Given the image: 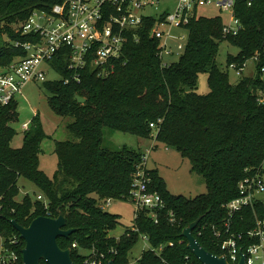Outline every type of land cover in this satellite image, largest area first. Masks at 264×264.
<instances>
[{
  "label": "trees",
  "instance_id": "trees-1",
  "mask_svg": "<svg viewBox=\"0 0 264 264\" xmlns=\"http://www.w3.org/2000/svg\"><path fill=\"white\" fill-rule=\"evenodd\" d=\"M62 1L0 0V41L3 36L10 40L0 46L1 67L26 55L13 42L33 41V36L19 32L22 23L34 11H50ZM234 13L242 26L237 36L223 35L221 17L194 18L186 27L189 36L184 53L177 63L167 66L159 57L160 42L152 36L154 18L146 19L138 30V42L128 41L114 73L106 78L97 77L87 67L80 83L67 84L70 73L61 53L52 66L63 79L48 81L44 88L54 113L73 118L69 130L76 141L56 144L58 172L53 178L40 169L41 145L47 136L39 114L24 132L23 146L15 149L12 125L19 121L18 104L0 106V235L4 245L19 255L18 264L23 263L25 242L11 221L28 227L38 217L58 218L60 214L67 219L66 229H77L69 239L58 240L63 250L72 249L76 264H84L88 257L81 250H96L115 264H130V254L142 236L156 251H144L137 264H201L182 237L183 230L200 217L193 235L205 250L221 255L212 227L222 222L223 206L238 196L245 170L258 167L264 158L260 76L243 77L232 85L228 72L232 63L242 66L264 49V0H255L251 6L238 0ZM225 42L239 52L228 56L223 69L217 58ZM204 73L209 77L210 92L200 95L197 83ZM78 96L86 102L80 104ZM106 129L144 139L154 135L191 162L192 172L205 180L207 193L189 199L172 195L158 171L148 170L149 192L157 193L165 203L158 223L141 211L133 229L118 240L109 238L108 232L119 221L103 211L101 204L109 199L128 200L144 154L128 147L106 148ZM21 178L35 186L48 208L29 194L17 200ZM170 212L180 224L169 222ZM204 226L206 230L199 235Z\"/></svg>",
  "mask_w": 264,
  "mask_h": 264
},
{
  "label": "built area",
  "instance_id": "built-area-1",
  "mask_svg": "<svg viewBox=\"0 0 264 264\" xmlns=\"http://www.w3.org/2000/svg\"><path fill=\"white\" fill-rule=\"evenodd\" d=\"M238 0H63L50 11L36 10L29 19L22 23L19 32L33 36V41L13 42L21 47L24 56L16 57L10 64L0 66V106L15 101L29 83H46L48 69L53 70L52 62L61 54L67 61L71 81L80 83L82 73L90 67L96 76L106 78L114 73L115 65L124 55V49L130 39L139 41L137 32L146 19L154 18L156 24L152 36L160 42L159 57L162 64L164 57L174 54L170 46L171 39L182 43L177 53H184L188 37L172 35V30H186L191 21L198 17L202 7L215 5L230 18L224 23L225 37L237 36L242 29L235 17L234 7ZM251 6L255 0H245ZM164 2L174 3L161 12ZM250 60L255 64V73L259 74L261 89L258 91V103L264 107V49L258 51ZM248 60V61H250ZM247 62L242 66L232 63L228 70H235L242 75ZM55 72V71H54ZM30 123L23 126L29 131ZM151 128L156 129L154 124ZM148 155L143 156L133 177V184L128 200L136 207L135 218L141 211H146L155 223L159 221V212L165 209V203L157 193L149 192L151 182L148 175ZM46 208L48 202L39 195ZM109 199L101 209L105 211L111 204ZM225 216L222 222L212 227L216 247L230 264H239L245 256L246 264H264V158L258 167L247 168L245 177L238 185V196L223 206ZM171 224H180L175 214L168 215ZM206 226L199 230L203 234ZM148 248L153 249L146 236ZM3 240V239H2ZM11 244H15L14 241ZM77 245H74V248ZM105 254L92 250L84 264H108ZM19 255L7 248L0 247V264H18Z\"/></svg>",
  "mask_w": 264,
  "mask_h": 264
},
{
  "label": "rangeland",
  "instance_id": "rangeland-1",
  "mask_svg": "<svg viewBox=\"0 0 264 264\" xmlns=\"http://www.w3.org/2000/svg\"><path fill=\"white\" fill-rule=\"evenodd\" d=\"M168 7L174 8L175 4L171 2H164L161 5V12H164ZM198 17L216 18L221 17L224 23L229 22L228 15L223 13L215 5L202 7L198 10ZM189 36L187 30H172V35L179 37V35ZM8 42V37L3 36L1 43ZM182 42L179 39H171L170 46L174 51L171 56L164 57L165 64L177 63L183 53H177V47ZM239 50L228 43H222L220 46L217 62L223 69L226 68V61L229 55H237ZM48 69V81H60L63 79L61 75ZM229 81L232 85L237 84L243 77L255 76V64L252 60L248 61L243 74L240 76L235 70H229ZM208 74H200L196 93L200 95H207L210 92L208 83ZM50 94L45 91L42 83H29L23 89L21 95L16 96L15 101L18 104L19 121L13 124L16 136L12 141V147L19 149L23 146L24 130L23 126L30 123L32 119L39 114V119L42 123L45 135L47 138L41 145L40 169L47 176L53 178L58 172V157L55 153L56 144L58 142L76 141L69 130V125L73 122L71 117L58 116L52 110L49 104ZM105 142L104 146L111 150H117L123 147H128L131 150L138 151L148 155V170H157L161 178L164 180L168 191L175 196H183L185 198H196L207 193V186L205 180L192 172V165L188 159H185L176 150L168 148L166 145L158 142L153 135L149 139L139 138L132 134H125L106 129L104 132ZM19 187L21 193L17 200L22 201L26 194L36 200L38 195L35 186L21 178L19 180ZM105 205V202L102 203ZM101 204V206H102ZM108 214L118 218L119 225L115 230L108 232L109 238L119 239L128 230L134 228L136 207L130 200H112L110 206L105 210ZM3 240L0 235V247ZM148 248V243L144 239H140L130 254V264H137L143 252ZM82 256H89L90 252L81 250Z\"/></svg>",
  "mask_w": 264,
  "mask_h": 264
},
{
  "label": "water",
  "instance_id": "water-1",
  "mask_svg": "<svg viewBox=\"0 0 264 264\" xmlns=\"http://www.w3.org/2000/svg\"><path fill=\"white\" fill-rule=\"evenodd\" d=\"M80 104L86 101L77 97ZM203 217L188 225L182 232V237L187 241V248L200 261L201 264H230L226 257L214 255L203 248L193 235ZM14 229L19 233L25 242L22 250V264H76L73 261L72 249L63 250L58 240L69 239L77 229H66L67 219L63 214L58 218L38 217L32 221L28 227L19 225L16 221H11ZM108 264H115L110 261ZM239 264H246L245 256H242Z\"/></svg>",
  "mask_w": 264,
  "mask_h": 264
},
{
  "label": "crops",
  "instance_id": "crops-1",
  "mask_svg": "<svg viewBox=\"0 0 264 264\" xmlns=\"http://www.w3.org/2000/svg\"><path fill=\"white\" fill-rule=\"evenodd\" d=\"M147 166H148V163H147Z\"/></svg>",
  "mask_w": 264,
  "mask_h": 264
}]
</instances>
